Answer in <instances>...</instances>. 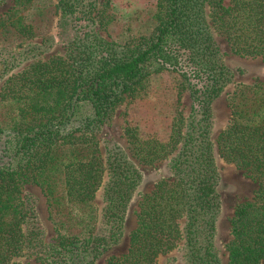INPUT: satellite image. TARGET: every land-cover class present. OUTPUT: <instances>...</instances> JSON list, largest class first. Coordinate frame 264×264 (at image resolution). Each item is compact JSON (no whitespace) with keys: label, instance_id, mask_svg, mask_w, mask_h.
I'll return each mask as SVG.
<instances>
[{"label":"trees","instance_id":"trees-1","mask_svg":"<svg viewBox=\"0 0 264 264\" xmlns=\"http://www.w3.org/2000/svg\"><path fill=\"white\" fill-rule=\"evenodd\" d=\"M37 2L15 0L9 15L0 18V38L32 37L33 27L20 13L36 10L42 17L45 9ZM57 5L60 24L72 22L74 4L58 0ZM156 19L152 38L122 57L75 25L63 56L33 62L5 81L0 92V264H24L27 257H35L34 264H95L121 243L137 198L129 249L107 264H159L160 256L180 246L186 264H221L215 244L222 211L219 158L257 185L231 220L228 264H264V83L234 93L229 123L217 144L213 141V104L232 77L215 35L224 37L236 55L264 57V0H230L229 6L224 0H158ZM173 47L184 51L180 58ZM179 61L195 74L189 83L192 111L184 126L173 124L167 142L143 138L137 127L125 128L139 165L166 163L170 173L146 194L135 163L123 159L116 146L103 151L94 135L111 121L125 95L141 93L153 66L183 72L177 70ZM85 110L90 114L78 120ZM28 184L43 190L52 210H65L70 217L102 191L105 228L85 236L65 233L58 243H45L37 198L24 192Z\"/></svg>","mask_w":264,"mask_h":264},{"label":"rangeland","instance_id":"rangeland-1","mask_svg":"<svg viewBox=\"0 0 264 264\" xmlns=\"http://www.w3.org/2000/svg\"><path fill=\"white\" fill-rule=\"evenodd\" d=\"M75 6L77 15L67 25L60 24L61 11L58 0H39L36 6L45 9L42 17H37L36 10L21 12L27 15L25 23L31 24L34 35L32 37L9 36L0 38V92L5 81L31 63L47 61L53 57L63 56L66 50V40L75 31V25L85 31H92L97 37V43L109 48L115 56L122 57L129 50H133L147 43L154 35L158 25L156 13L158 0H69ZM229 6L230 0H224ZM15 5V0H0V18H6ZM76 18V19H75ZM217 46L224 59L225 66L232 77L223 89L221 96L213 104L214 134L213 141L217 144L220 133L226 128L231 118L230 99L243 86H250L259 82L264 83V57H242L232 52L228 42L222 36L215 35ZM108 46V47H107ZM176 53L180 50L173 47ZM180 50L179 58L183 55ZM179 69L155 71L150 69L149 76L138 95H125L116 107L111 121L103 125L95 138L106 147L116 146L121 157L135 163V167L142 173L145 183L143 193H150L161 179L170 175L166 163L158 166L139 165L131 147L125 137V128L130 125L137 127L143 138L156 137L167 142L171 135L173 124L184 126L192 111V98L189 95V83L195 76L193 67L186 66L179 61ZM185 65V66H184ZM152 71V72H151ZM181 73L187 74V80ZM193 84L198 82L192 79ZM90 114L85 110L79 114L78 120ZM184 120V121H182ZM219 192L222 201V211L218 220L217 239L215 241L221 264H228L227 246L232 241L231 220L237 207L254 196L257 185L238 170L233 164L218 159ZM24 192L31 193L37 198L38 211L45 230L44 241L56 244L62 235L80 234L85 236L99 232L105 228L102 223V209L104 194L100 191L95 201L84 207L73 209L72 216L67 211L51 208L43 190L33 184L24 186ZM139 200H134L128 210L124 238L121 243L107 252L95 264H107L111 257L127 253L129 249V235L137 226V212ZM182 244V243H181ZM159 264H186L182 246L174 251L162 255ZM24 264H34L35 257L23 259Z\"/></svg>","mask_w":264,"mask_h":264},{"label":"crops","instance_id":"crops-1","mask_svg":"<svg viewBox=\"0 0 264 264\" xmlns=\"http://www.w3.org/2000/svg\"><path fill=\"white\" fill-rule=\"evenodd\" d=\"M221 134V133H220ZM220 136V135H219Z\"/></svg>","mask_w":264,"mask_h":264}]
</instances>
